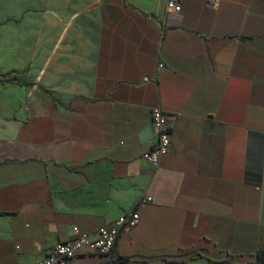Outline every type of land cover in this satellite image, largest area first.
<instances>
[{
  "label": "crops",
  "instance_id": "obj_1",
  "mask_svg": "<svg viewBox=\"0 0 264 264\" xmlns=\"http://www.w3.org/2000/svg\"><path fill=\"white\" fill-rule=\"evenodd\" d=\"M210 2L170 14L166 0L23 8L37 43L0 56V264H34L84 232L94 240L136 208L116 264H255L264 0ZM155 106L172 130L159 168L142 157L158 138ZM104 262L86 248L63 264Z\"/></svg>",
  "mask_w": 264,
  "mask_h": 264
},
{
  "label": "built area",
  "instance_id": "obj_2",
  "mask_svg": "<svg viewBox=\"0 0 264 264\" xmlns=\"http://www.w3.org/2000/svg\"><path fill=\"white\" fill-rule=\"evenodd\" d=\"M219 0H211L210 6L217 7ZM182 10V0H166L165 13H179ZM163 67L164 64L159 65ZM151 78L145 77L148 82ZM152 125L157 134V141L151 145L149 150L143 153L142 157L149 161L155 168H159L172 145V130L167 124V114L161 106H155L151 110ZM151 197H143L137 206L150 201ZM140 219L136 209L123 213L111 225H102L98 229L96 239H91L89 233L84 232L70 242H59L54 245L46 254L36 260L34 264H63L64 261L85 253L86 248L103 256V264H116L113 252L121 233L127 228L135 227ZM78 230V228H74Z\"/></svg>",
  "mask_w": 264,
  "mask_h": 264
},
{
  "label": "rangeland",
  "instance_id": "obj_3",
  "mask_svg": "<svg viewBox=\"0 0 264 264\" xmlns=\"http://www.w3.org/2000/svg\"><path fill=\"white\" fill-rule=\"evenodd\" d=\"M31 0H0V56L20 58L28 47L37 43L35 31L23 23V8ZM24 3V4H22Z\"/></svg>",
  "mask_w": 264,
  "mask_h": 264
},
{
  "label": "trees",
  "instance_id": "obj_4",
  "mask_svg": "<svg viewBox=\"0 0 264 264\" xmlns=\"http://www.w3.org/2000/svg\"><path fill=\"white\" fill-rule=\"evenodd\" d=\"M255 264H264V250H259L257 252L256 259H255Z\"/></svg>",
  "mask_w": 264,
  "mask_h": 264
}]
</instances>
